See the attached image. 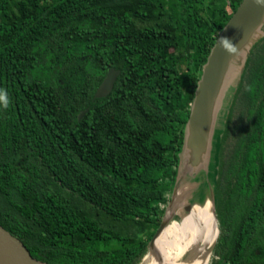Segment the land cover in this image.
<instances>
[{"label":"trees","instance_id":"16d2710c","mask_svg":"<svg viewBox=\"0 0 264 264\" xmlns=\"http://www.w3.org/2000/svg\"><path fill=\"white\" fill-rule=\"evenodd\" d=\"M241 1L0 0V216L35 258L149 263L203 66ZM262 29L213 134L211 264H264Z\"/></svg>","mask_w":264,"mask_h":264},{"label":"water","instance_id":"95a60500","mask_svg":"<svg viewBox=\"0 0 264 264\" xmlns=\"http://www.w3.org/2000/svg\"><path fill=\"white\" fill-rule=\"evenodd\" d=\"M263 26L264 0H242L219 33L203 66L195 90L187 122L183 156L189 152L194 161L198 162L199 157L207 150L212 139L217 111L226 88L229 72L239 62L242 66L236 74L243 70L250 48L263 35ZM119 73V69L108 68L94 91V98L107 96ZM88 110V107L82 110L78 118L81 119ZM178 181L177 179L173 193ZM209 192L213 198V189L210 185ZM189 208L190 205H187L186 210ZM170 219L171 217H167L165 213L149 241V249L153 247L155 239L170 222ZM0 264H46L31 254L28 246L1 216Z\"/></svg>","mask_w":264,"mask_h":264},{"label":"bare ground","instance_id":"6f19581e","mask_svg":"<svg viewBox=\"0 0 264 264\" xmlns=\"http://www.w3.org/2000/svg\"><path fill=\"white\" fill-rule=\"evenodd\" d=\"M204 159L202 154L198 161ZM185 188L178 189L176 198ZM178 201V200H177ZM174 202L166 212L171 217L179 203ZM217 237L216 218L208 204L192 205L180 220L171 221L155 239L149 253L152 264H208L211 246ZM187 254V255H186Z\"/></svg>","mask_w":264,"mask_h":264},{"label":"rangeland","instance_id":"374dc122","mask_svg":"<svg viewBox=\"0 0 264 264\" xmlns=\"http://www.w3.org/2000/svg\"><path fill=\"white\" fill-rule=\"evenodd\" d=\"M241 62L236 63L235 66L232 68V70L229 72L227 81H226V88L225 91L223 93V97L220 103V106L218 108L217 113L219 112V114L217 115L218 118L215 121V126H214V130L215 128L219 129V134L222 128V124L224 122V116L226 113V108L228 106L229 103V89L231 86H233L234 83V79L236 78L237 74L236 72L238 70H240L241 68ZM220 117V118H219ZM235 119V116L233 117ZM220 119V121H219ZM233 120V119H232ZM235 121V120H234ZM234 123V122H233ZM214 134V131H213ZM217 138L216 140L214 139V143H213V135H212V139L209 143V146L207 148V150L204 153V159L200 162H195L193 157H191V154L189 152H186V154L183 156L182 159V163H181V171L178 177V184L175 188V192L173 193L168 205L166 206V211L169 209V207L176 202L179 203V205L176 207V210L174 212V214L171 216L170 222L171 221H177L180 220L182 213L186 212V206L190 205V207L192 205H205L208 204L209 207L212 209V212L216 218L215 215V206H214V196L213 198H211L210 192H209V185L212 187L213 189V194H214V184H213V179H212V173H211V169L210 172H208L210 165V161H211V156L212 153L213 154V160L214 162L216 161V153H217ZM231 142V137H228L227 143L229 144ZM212 143L214 144V150L212 148ZM212 148V149H211ZM231 148V146H228V150ZM210 176V178H209ZM185 188V192L183 193L182 197H178V199L176 198V192L178 189H183ZM199 191L201 194H199ZM164 213V215H165ZM169 222V223H170ZM216 226H217V237L219 234V227H218V221L216 218ZM264 234V233H263ZM261 239H263L264 241V235H262V233L259 234ZM217 237L213 243V245L211 246V252H210V259L208 264H211L212 261V254H213V247L214 244L217 240ZM150 252L152 253L151 249ZM149 252V253H150ZM257 253H260V250H257ZM187 255V254H186ZM150 263V262H149Z\"/></svg>","mask_w":264,"mask_h":264},{"label":"clouds","instance_id":"9594fccd","mask_svg":"<svg viewBox=\"0 0 264 264\" xmlns=\"http://www.w3.org/2000/svg\"><path fill=\"white\" fill-rule=\"evenodd\" d=\"M0 102H3L5 107L7 106V97L6 93L3 91H0Z\"/></svg>","mask_w":264,"mask_h":264}]
</instances>
